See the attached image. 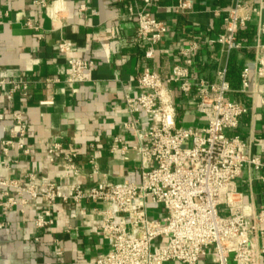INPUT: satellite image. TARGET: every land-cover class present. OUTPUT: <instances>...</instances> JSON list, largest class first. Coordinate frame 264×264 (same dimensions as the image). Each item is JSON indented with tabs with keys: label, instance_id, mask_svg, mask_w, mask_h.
Listing matches in <instances>:
<instances>
[{
	"label": "crops",
	"instance_id": "0c3cea01",
	"mask_svg": "<svg viewBox=\"0 0 264 264\" xmlns=\"http://www.w3.org/2000/svg\"><path fill=\"white\" fill-rule=\"evenodd\" d=\"M180 1L0 0V77L28 83L26 91L11 97L9 86L0 87V178L36 190L48 180L67 194L78 183L87 187L102 179H138V174H130L137 165L136 151L130 149L128 159H124L119 151L111 150L116 136L122 137L129 147L135 143L131 133L123 129V123L129 119L126 97L140 92L138 79L146 67L167 77L179 61L180 47L192 34L204 32L206 37L215 38L223 29L222 11L236 0H191L190 10L173 12L170 7ZM241 1L258 4V0ZM129 7H146L169 26L155 46L154 58L145 56L148 46L137 36V24ZM260 20L264 22V12L261 17L253 14L239 31L245 46L240 50L227 52L220 44L203 45L196 68L199 79L210 82H218V71L226 69L230 85L226 98L240 101L248 108L238 128L230 134H238L249 143L251 153L264 160L260 102L264 77L256 76L252 48ZM62 40L69 43V52L58 51ZM71 56L94 61L86 72L88 80L75 84L74 90L65 82ZM244 66L250 72L247 92L240 91ZM176 96L180 101L178 125L204 127L207 121L197 110L195 100H182L178 92ZM48 100L53 103L41 104ZM14 111L23 113L24 136L10 131ZM5 138L14 142L6 151L2 142ZM17 142L24 146L19 147ZM56 143L66 153L77 155L76 175L67 172L62 155L48 152ZM94 156L97 173L92 172L89 162ZM259 175L260 172L245 168L237 179L244 202L257 209L264 205ZM9 196L28 201L6 206L4 202ZM44 206L40 197L34 199L27 193L21 195L17 187L0 185V264H94L97 256L108 249L98 230L101 217L93 210L97 206L94 202L58 199L51 208L54 223L40 229L35 219ZM58 251L62 253L58 255ZM199 264L212 262L205 257ZM260 264H264V258Z\"/></svg>",
	"mask_w": 264,
	"mask_h": 264
},
{
	"label": "built area",
	"instance_id": "2783aa9c",
	"mask_svg": "<svg viewBox=\"0 0 264 264\" xmlns=\"http://www.w3.org/2000/svg\"><path fill=\"white\" fill-rule=\"evenodd\" d=\"M170 8L184 13L192 8V1L181 0ZM129 11L137 24V36L147 43L145 56L154 58L155 46L169 31L168 24L146 7L137 10L129 7ZM263 12L264 0H258L257 5L236 0L222 11L223 29L215 38L197 32L183 42L178 51L179 61L167 77L150 67L143 69L138 79L140 92L126 97L129 119L123 123V129L131 133L135 143L129 147L122 137L116 136L111 146L112 152L119 151L124 159H128L130 149L136 151L137 165L130 174H138V179L127 178L122 182L102 179L87 187L78 183L69 194L48 180L40 190L1 178L0 185L17 187L21 195L27 193L43 200L45 206L35 219L40 229L54 223L51 208L58 199L94 202L97 206L93 210L101 217L98 230L108 243V249L97 256L94 264H199L205 257H210L212 264H260L264 258L261 242L264 205L257 209L245 203L237 179L245 168H251L260 172L264 188V160L253 155L249 143L238 134H230L238 128L248 108L240 101L226 98L230 91L226 69L218 71V82H210L199 79L196 65L203 45L220 44L227 52L244 48L239 31L253 14L261 17ZM263 37L264 22L260 20L252 46L257 77H264ZM57 49L63 53L71 50L65 40L58 43ZM68 63L65 82L74 90L75 84L88 80L86 72L94 61L71 56ZM249 74V68L242 67L241 92L249 89ZM5 86H9L10 97L28 89L27 82L0 77V87ZM177 92L182 100H195L197 110L206 118L204 127L178 125ZM260 102L264 121V93ZM52 103V100L41 102ZM13 119L10 131L24 136L23 113L14 111ZM2 142L5 151L14 143L6 138ZM48 152L63 156L68 173L79 172L77 155L66 153L59 143L49 147ZM89 162L92 172L97 173L96 157ZM27 201L24 197L9 196L4 205H23Z\"/></svg>",
	"mask_w": 264,
	"mask_h": 264
},
{
	"label": "rangeland",
	"instance_id": "374dc122",
	"mask_svg": "<svg viewBox=\"0 0 264 264\" xmlns=\"http://www.w3.org/2000/svg\"><path fill=\"white\" fill-rule=\"evenodd\" d=\"M222 214H225V211H222Z\"/></svg>",
	"mask_w": 264,
	"mask_h": 264
}]
</instances>
